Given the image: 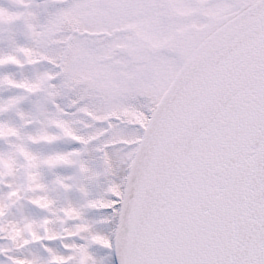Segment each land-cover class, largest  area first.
I'll return each mask as SVG.
<instances>
[{"label":"snow or ice","instance_id":"1","mask_svg":"<svg viewBox=\"0 0 264 264\" xmlns=\"http://www.w3.org/2000/svg\"><path fill=\"white\" fill-rule=\"evenodd\" d=\"M0 264H264V0H0Z\"/></svg>","mask_w":264,"mask_h":264}]
</instances>
